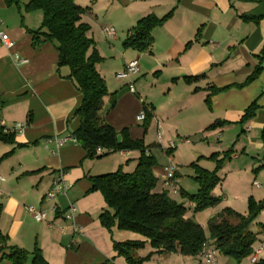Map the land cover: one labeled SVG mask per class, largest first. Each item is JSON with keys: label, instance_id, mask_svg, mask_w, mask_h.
<instances>
[{"label": "crops", "instance_id": "0c3cea01", "mask_svg": "<svg viewBox=\"0 0 264 264\" xmlns=\"http://www.w3.org/2000/svg\"><path fill=\"white\" fill-rule=\"evenodd\" d=\"M30 1L9 6L0 0V33L7 34L12 43L6 48L0 40V128L14 134L12 144L0 142V177L5 179L0 187V232L12 246L28 253L39 250L48 264H127L114 251V244L136 239L116 226L108 230L101 225V214L112 211L102 194L92 189V178L118 170L134 172L141 153L120 151L88 158L76 141L58 146L57 140L72 138L80 126L81 120L74 114L82 97L68 79L67 68L58 67L56 48L50 43L33 44V32L40 29L43 16L40 11H25ZM75 3L86 10L81 21L90 27L88 36L103 59L96 69L108 89L105 108L111 95L116 99L104 121L117 132L124 131L130 140L143 142L145 154L156 161L152 172L158 179V190L167 189L163 171L168 166L175 168L174 180L179 186L185 182L189 188L188 177L199 189L197 170L216 171L217 159L231 151L217 170L219 183L211 194L219 204L193 213L188 196L195 193L181 188L175 193L180 204L190 208V217L206 234L208 221L223 210L246 216L250 199L264 202V71L244 85L264 48V0ZM168 15L153 29L149 50L123 47L140 19ZM104 27L114 28L116 36L107 39L102 33ZM16 56L26 63H19ZM132 61H137L138 72L129 79H118ZM227 87L211 94L213 88ZM253 102L259 107L256 116L239 124ZM145 113L150 117L147 126L145 120L137 119ZM16 124H23V129L11 132ZM184 149H190L186 163L180 161ZM215 154L216 159L211 157ZM185 168L188 174L184 175ZM59 170L66 173L67 193L48 200ZM70 204L77 207L78 232L64 217ZM28 206L46 211L45 221L35 222ZM259 217H264V209ZM149 249V260L162 257V253ZM136 256L142 258L138 251ZM257 259L264 260V251ZM203 262L196 255L193 259L184 256L180 263ZM214 264L244 263L225 257L221 261L216 258Z\"/></svg>", "mask_w": 264, "mask_h": 264}, {"label": "trees", "instance_id": "16d2710c", "mask_svg": "<svg viewBox=\"0 0 264 264\" xmlns=\"http://www.w3.org/2000/svg\"><path fill=\"white\" fill-rule=\"evenodd\" d=\"M7 5H18L20 0H4ZM25 11H40L43 16L39 30L33 32L35 46L44 43L52 44L58 52V67L69 71L68 79L80 93L82 101L74 116L80 118L79 128L72 137L86 151L88 158H102L110 153L120 151H139L141 156L132 173L118 170L115 173L92 178L93 190L99 191L105 203L112 211H105L100 216L101 225L110 230L116 226L123 232L137 234L143 240H132L114 244V251L124 258L127 264H143L149 258H139L136 252L147 244L155 253L181 252L184 255L196 256L204 244L208 242L203 228L195 223L189 215L190 208L177 203L164 187L158 190V179L152 168L155 159L145 154V146L141 140H130L124 131L117 132L105 123V114L114 109L115 96L111 95L110 105L105 108V97L108 89L104 78L98 73L96 66L103 61L94 48V41L88 36L90 27L81 21L86 10L78 7L75 0H31ZM158 19L147 16L140 19L123 42L124 48L147 51L153 45L152 31L167 18ZM264 48L258 56V65L247 78L244 85L255 81L264 71ZM189 81L194 78H188ZM241 87V86H239ZM211 90V94L227 90ZM259 107L255 102L250 104L239 122L244 125L254 119ZM147 126L150 117L144 116ZM148 121V122H147ZM13 133H5L0 128V142L12 144ZM121 135L122 143H117ZM264 142V131L261 134ZM101 149V153H98ZM231 151L224 153L222 159L216 161V171L197 170L195 180L199 189L188 196L193 205V213L202 212L219 204V199L212 197V191L218 185L217 170L222 162L229 159ZM9 156L5 155L3 158ZM212 158H218L217 154ZM1 161V160H0ZM264 209V202L250 199L248 214L241 216L229 209L208 221L210 237L224 257L233 258L237 262L251 254L256 238L248 231V226ZM8 261L11 264H48L39 250L33 253L12 246L6 236L0 232V264ZM255 264H264L259 260Z\"/></svg>", "mask_w": 264, "mask_h": 264}, {"label": "built area", "instance_id": "2783aa9c", "mask_svg": "<svg viewBox=\"0 0 264 264\" xmlns=\"http://www.w3.org/2000/svg\"><path fill=\"white\" fill-rule=\"evenodd\" d=\"M103 35L107 39H112L116 36V32L114 28L112 27H104L102 29ZM0 40L1 43L4 47L6 48H11L12 43L8 37L7 34L5 33H0ZM16 60L24 64L26 63L25 60H20L19 57L16 56ZM137 61H132L128 63L125 67V70L117 75L118 79H129L132 75L136 74L138 72V66H137ZM130 92L134 93V88L131 86L130 87ZM137 119L139 121L144 120V115L140 114ZM24 125L23 124H16L11 132H19L23 129ZM75 141L74 138H66V139H61L57 140V144L59 147H62L70 142ZM98 153H101V149L97 150ZM174 176H175V168L173 166H168L167 168L164 169L163 171V184L166 188L171 189V193H177V187L174 183ZM5 179L3 177H0V187L3 184ZM257 185V184H256ZM68 186L66 184V173L63 170H59L55 176V179L53 181V185L51 190L48 192L46 198L48 200H54L58 195H66L67 193ZM0 195H1V190H0ZM28 213L33 217L34 221L37 223H41L45 221L47 218V213L46 211H41L36 209L34 206H28L27 207ZM77 213V207L74 204H70L68 207V210L66 211L64 217L66 220L71 221L73 224V230L75 232H78V226L75 224V215ZM62 231H65V228H62ZM264 251V241L261 242V245L258 250L253 254L251 258L252 263H257V255L261 252ZM197 257L204 261L205 264H214L216 261V257L214 255V251L210 248L208 243L204 244L203 249L197 254Z\"/></svg>", "mask_w": 264, "mask_h": 264}, {"label": "rangeland", "instance_id": "374dc122", "mask_svg": "<svg viewBox=\"0 0 264 264\" xmlns=\"http://www.w3.org/2000/svg\"><path fill=\"white\" fill-rule=\"evenodd\" d=\"M195 140V139H194ZM193 140V141H194ZM196 142H194V145H195ZM190 149H184L183 150V153L182 154V157L180 159V161H182L183 163H186L188 161L187 159V156L190 157V152H189ZM184 170H187L186 168L183 169V173L184 175L185 174H188V172L184 171ZM182 175V176H184ZM185 179L188 181L189 183V188H186V186H184V183L181 184L182 186H179L180 184H177V182H175L174 180V183L177 187V190H180L181 189H186L187 191H189V193H197L198 191V188H197V184L193 181V179L191 178H188V177H185ZM179 183V182H178ZM191 189V190H190ZM166 191H168V193L171 194L172 198L177 201V203H180L179 201H181L179 195H176L174 193H171V189H166ZM264 217H259V215L257 216V218H255L252 223L249 224L248 226V231L253 234V236H255L256 240L255 242L253 243L252 245V252L251 254H249L248 256L240 259L238 261V263H244V264H250L251 263V258H252V255L253 253L255 252V250L260 246L261 244V241H262V236H264ZM206 237L208 239V241L210 242L209 244L211 245L212 247V250L214 251V255L217 259H219L221 261L224 260V256L221 254V252L217 249V246H216V243L214 242V240H212V238L210 237V232L207 228L206 230ZM128 235L130 236L131 239H139L140 237H138L137 234H134V233H131V232H128ZM150 249L149 247L146 249L145 247L144 248H141L138 250V253H139V256L140 257H144L146 258L147 255H149L150 253ZM156 254H160V253H157ZM162 257L158 260V261H152V260H149V259H146L143 264H174V263H180L181 260H182V257H191V259H193L195 256H190V255H184L182 254L181 252L177 251V252H169V253H166V252H163L162 253ZM204 263V262H203ZM181 264V263H180ZM205 264V263H204ZM252 264H255V263H252Z\"/></svg>", "mask_w": 264, "mask_h": 264}, {"label": "water", "instance_id": "95a60500", "mask_svg": "<svg viewBox=\"0 0 264 264\" xmlns=\"http://www.w3.org/2000/svg\"><path fill=\"white\" fill-rule=\"evenodd\" d=\"M117 143L118 144H121L122 143V137H121V135H118L117 136Z\"/></svg>", "mask_w": 264, "mask_h": 264}]
</instances>
